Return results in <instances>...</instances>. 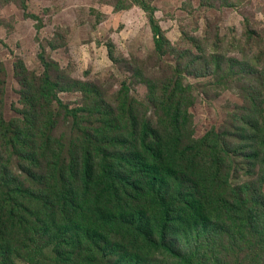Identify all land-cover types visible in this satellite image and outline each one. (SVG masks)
I'll use <instances>...</instances> for the list:
<instances>
[{
	"label": "trees",
	"instance_id": "1",
	"mask_svg": "<svg viewBox=\"0 0 264 264\" xmlns=\"http://www.w3.org/2000/svg\"><path fill=\"white\" fill-rule=\"evenodd\" d=\"M137 4L148 14L155 52L164 55L171 43L155 9L142 1ZM216 59L212 56V63ZM42 61L41 75L22 61L14 65L20 117L9 121L7 70L0 63V264L16 259L28 264H126L127 259L128 264H141L146 252L175 264H213L211 257L220 251H209L221 240L246 255L264 256V177L255 193H250V184L231 188L232 153L215 130L186 143L194 105L190 84L184 87L177 77L165 86L159 130L146 120L128 119L137 117L140 103H129L126 84L120 112L109 113L100 111L104 100L95 88L74 80L86 99L92 97L95 109H70L59 95L75 88L53 79L49 62L44 57ZM151 92L156 102L155 89ZM55 105L76 124L78 136L67 156L65 144L54 137ZM82 111L98 115L101 126L87 129L78 116ZM254 129L258 141L249 156L260 157L264 169V123ZM117 142L121 150L108 152V144ZM8 153L17 155L18 171H10ZM44 160V170L36 173ZM179 230L187 232L184 251L169 243Z\"/></svg>",
	"mask_w": 264,
	"mask_h": 264
},
{
	"label": "rangeland",
	"instance_id": "2",
	"mask_svg": "<svg viewBox=\"0 0 264 264\" xmlns=\"http://www.w3.org/2000/svg\"><path fill=\"white\" fill-rule=\"evenodd\" d=\"M137 1L155 9L156 20L171 43L162 56L155 52L148 14ZM124 5L129 8L119 10ZM214 55L216 64L212 63ZM43 57L53 79H60L66 87L75 88L72 81L77 80L95 88L104 100L100 111L120 112L126 84L129 103L131 99L140 103L137 117L128 119L146 120L159 130L164 123L161 93L172 79L181 77L184 87L192 86L194 101L186 143L215 130L232 153L231 188L250 184V193L260 188L264 169L260 157L258 161L249 155L256 151L258 141L254 126L264 123V0H0V63L7 70L8 121L20 117V85L14 65L22 61L29 71L41 75L45 72ZM151 89H155L156 102ZM59 96L70 109H95L92 97L86 99L76 88ZM55 112L54 137L65 144L67 156L78 136L76 124L61 107L55 105ZM82 112L78 116L85 119L87 129L101 126L98 115ZM108 146L112 149L108 152L121 150L118 142ZM6 155L10 171H18L17 155ZM75 162L79 164V159ZM46 163L35 172L41 173ZM169 243L185 249L187 232L173 231ZM216 252L211 257L213 264L230 260L264 263V256L251 252L248 256L231 248L228 241L216 242L209 255ZM140 261L175 264L147 252ZM12 264L28 263L16 259Z\"/></svg>",
	"mask_w": 264,
	"mask_h": 264
}]
</instances>
